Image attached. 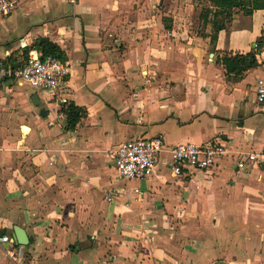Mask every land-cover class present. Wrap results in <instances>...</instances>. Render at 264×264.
I'll return each mask as SVG.
<instances>
[{
	"label": "crops",
	"instance_id": "obj_1",
	"mask_svg": "<svg viewBox=\"0 0 264 264\" xmlns=\"http://www.w3.org/2000/svg\"><path fill=\"white\" fill-rule=\"evenodd\" d=\"M196 4L17 0L0 18V60L19 65L47 38L72 65L62 90L0 85V230L24 229L26 264H264V163L236 166L264 149V51L234 81L217 61L254 48L264 9L214 31ZM69 103L84 111L72 129ZM154 135L153 173L119 176L115 147ZM213 139L226 152L212 169L170 173L171 146Z\"/></svg>",
	"mask_w": 264,
	"mask_h": 264
},
{
	"label": "built area",
	"instance_id": "obj_2",
	"mask_svg": "<svg viewBox=\"0 0 264 264\" xmlns=\"http://www.w3.org/2000/svg\"><path fill=\"white\" fill-rule=\"evenodd\" d=\"M75 4L77 0H67ZM17 0H0V18L10 15L16 8ZM255 46V45H254ZM264 51V47L261 48ZM72 65L53 55H43L36 48L28 51L19 65L0 60V85L10 81L49 91L66 87ZM255 101L264 104V76L255 83ZM164 148L161 135L139 137L119 143L113 150V163L119 176L126 179L143 180L151 175L158 165ZM169 171L172 175L191 174L212 169L226 152L223 141L209 140L202 144L193 142L177 143L169 148ZM264 163V149L247 152L240 156L236 166L243 169L248 165ZM137 191V189H136ZM0 248L12 264H26V252L9 234L0 235Z\"/></svg>",
	"mask_w": 264,
	"mask_h": 264
},
{
	"label": "trees",
	"instance_id": "obj_3",
	"mask_svg": "<svg viewBox=\"0 0 264 264\" xmlns=\"http://www.w3.org/2000/svg\"><path fill=\"white\" fill-rule=\"evenodd\" d=\"M258 9H264V0H210L209 6L202 9L200 18L205 24L212 21L214 31H218L227 28L235 11L251 15L253 11ZM215 39L216 34H212L211 43ZM32 46L40 50L43 55H53L57 58H61L63 55L61 49L47 38H38ZM262 47H264V34L257 38L254 48L246 54L223 53L217 57V61L225 69L226 78L234 81L248 69L256 67L258 65L256 54L260 52ZM65 113L70 129L74 128L79 118L84 115V111L73 103L68 104Z\"/></svg>",
	"mask_w": 264,
	"mask_h": 264
},
{
	"label": "water",
	"instance_id": "obj_4",
	"mask_svg": "<svg viewBox=\"0 0 264 264\" xmlns=\"http://www.w3.org/2000/svg\"><path fill=\"white\" fill-rule=\"evenodd\" d=\"M33 98L36 99V96H34ZM36 102L38 103V100H35V103ZM3 233V230H0V235ZM13 238L15 239L16 243L20 245H26L29 242L24 229L16 225L13 227Z\"/></svg>",
	"mask_w": 264,
	"mask_h": 264
},
{
	"label": "rangeland",
	"instance_id": "obj_5",
	"mask_svg": "<svg viewBox=\"0 0 264 264\" xmlns=\"http://www.w3.org/2000/svg\"><path fill=\"white\" fill-rule=\"evenodd\" d=\"M209 1L210 0H197V4H196V8H195V11H196V14H195V16H199V14L201 13V11H202V9L204 8V7H207V6H209ZM209 17H211V15H209ZM197 31H202L201 29H199V26H198V28H197Z\"/></svg>",
	"mask_w": 264,
	"mask_h": 264
}]
</instances>
